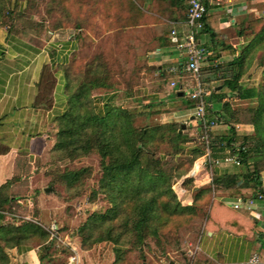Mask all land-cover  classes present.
Masks as SVG:
<instances>
[{"label":"trees","instance_id":"obj_1","mask_svg":"<svg viewBox=\"0 0 264 264\" xmlns=\"http://www.w3.org/2000/svg\"><path fill=\"white\" fill-rule=\"evenodd\" d=\"M142 1L76 0L75 7L68 0H0V27L31 39L64 28L87 30L96 37L110 29L173 17L171 7L186 8L185 0H156L153 12L157 15H147ZM202 1L207 11L200 33L211 37L213 48L200 76L206 82L216 81L205 97L206 117L228 127L227 133H211L212 154L223 156L232 152L241 159L239 171L215 173L210 184L232 196L239 197L243 191H248L256 200H259L258 194L264 200L261 178L264 171V17L251 18L245 26H240L237 36L246 35L247 31L250 36L237 49L226 40L214 38L221 20L218 14L210 13V0ZM38 5L43 8L39 18L34 14ZM222 54L230 58L216 63ZM254 62L263 68L257 84H241L243 74ZM176 65V70L168 69L164 76L178 86L185 71H182L183 64ZM62 68L67 79V108L53 120V143L47 153L49 184L62 185L69 198L80 195L91 175V167L69 168L60 163L96 152L100 156L101 175L92 196L102 194L109 204L103 210L89 213L77 227L75 235L80 239L81 249L88 250L102 242L111 243L112 263L124 264L133 251L143 256L148 240L160 248L164 242L178 241L179 228L189 224L198 214L199 205L210 202L211 185L197 188L191 204H183L172 188L203 155L204 146L191 141L186 127H182L183 122H150L152 114L161 112L154 108V101L145 105L146 110L134 111L116 103L117 94L113 93L106 99L104 111L99 112L95 93L99 90L111 92L120 83L101 49L85 60L74 54ZM179 91L176 89L172 94L173 100L181 103L178 107L193 108L197 100L185 96L184 91L179 95ZM231 99L246 101L249 105L233 107ZM142 100L144 98L137 99ZM139 119L142 124H138ZM238 123L251 125L252 132L239 134L235 127ZM163 145L169 147L161 152ZM13 181L14 178L8 179L0 186V264H8L5 249L21 245L43 248L39 264H65L64 259L51 256L54 239L42 223L3 221V212L14 200L9 192ZM213 218L218 225L227 223L235 233L246 230L251 224L247 217L215 199L210 205L208 226L214 223Z\"/></svg>","mask_w":264,"mask_h":264},{"label":"crops","instance_id":"obj_2","mask_svg":"<svg viewBox=\"0 0 264 264\" xmlns=\"http://www.w3.org/2000/svg\"><path fill=\"white\" fill-rule=\"evenodd\" d=\"M142 2L143 11L147 15H157L153 12L156 0ZM187 3L188 0H185V9L171 7L174 10L173 17H161L160 22L117 28L106 33L147 28L150 32L156 33L155 39L158 43L155 44L154 49H149V45L144 42L147 48L138 61L137 54L133 52V62L127 70V75L120 71L121 69L118 70L119 68L116 69L117 71L112 68L116 72L115 79L120 83L116 90L108 93L99 90L95 93L96 109L99 112L104 111L106 99L113 93L117 94V99L122 97L137 101L144 98L143 103L154 101L162 102L166 107L177 106L174 105L177 101L173 100L172 90L173 92L176 89L182 92L185 90L180 83L178 86L177 83L172 85L173 82L165 78L164 72L168 69L176 70V63L182 65L184 62L170 39V31L172 28L184 29L182 22L186 15ZM210 4V13L218 14L221 20L214 38L226 40L237 49L250 36L249 31L245 32L246 35L237 36L240 26H245L251 18L264 17V0H210ZM85 33L89 34L86 30L64 28L47 31L42 37L31 39L28 36L9 33L5 28L0 27V186L8 179L14 178L10 186L13 192L22 180L30 178L37 171L38 163L47 156L53 143V120L67 108L65 92L67 79L62 67L69 63L74 54L83 50ZM199 39L212 51V40L207 33H200ZM229 58V55L222 54L215 62L222 63ZM206 64L207 60L203 66ZM132 69L133 73H131ZM262 70L263 68L254 62L243 74L241 84L248 86L257 84L258 79L254 78L260 77ZM176 109L181 108L177 106ZM190 120L194 121L192 113ZM227 130L225 124H220L219 127L217 125L213 128L212 133L224 134ZM212 171V176L215 173H235L239 171V166L222 164L214 167ZM261 178L264 186V171L261 172ZM177 184L179 190L175 192L178 198L183 204H191L197 188L211 185L209 171L205 168L198 171L193 163L191 170L181 176L175 183ZM249 196L248 191H243L242 196L236 197L212 186L210 202L198 206L199 210H202V207L206 208L204 218L198 212L190 223L180 230L178 247L183 246V242L187 240L184 236L186 238L188 233L192 235L189 242L192 248L187 255L181 247L180 250L167 247L165 251L158 253L145 251L142 263L139 259H135V263L132 261L124 264H187V256L188 264H264L263 197L255 200L250 209L244 204L239 209L231 206L237 199ZM214 199L222 201L227 207L247 217L251 221L249 228L235 233L227 223L218 225L214 218L212 226H208L210 205ZM20 202L14 199L13 205L8 209L10 207L14 209ZM8 209L3 212V221L13 222V218L8 216ZM199 224H201L200 229L195 227ZM55 228L58 230V227ZM57 234L67 243L66 247L72 251V255H76V261H72L69 257L64 261L65 264H113L114 253L109 245L101 243L91 249L83 250L80 244L72 243L68 234L61 235L60 232ZM58 247V241L54 239L50 250L53 258H57L54 254ZM42 249L39 245L7 248L5 252L9 258L8 264H39ZM255 253L259 256V262L251 263L250 259Z\"/></svg>","mask_w":264,"mask_h":264},{"label":"rangeland","instance_id":"obj_3","mask_svg":"<svg viewBox=\"0 0 264 264\" xmlns=\"http://www.w3.org/2000/svg\"><path fill=\"white\" fill-rule=\"evenodd\" d=\"M68 2H73L75 4L74 6L75 7L77 6L76 0H70V1L68 0ZM34 14L35 17L38 18L43 14V8L41 5L37 6ZM110 30L104 31L101 35L96 37L89 31H88L89 34L85 33V35L83 36L84 38L83 50L78 52L77 55L85 60L88 59L94 52L101 49L105 54L106 58H108L107 61L109 63L110 68L115 69V71H117L116 69L119 68L118 70L121 69L120 71L126 74L128 73L127 71L128 68L133 62V52L137 54L136 58L138 61L140 60L141 57H143L142 53L145 51V48H147V46L144 45L145 43L149 45L148 46L149 49H154L158 43V41L155 39L156 33L150 32V30H147V28L128 29L123 32H121L120 30V32L115 31L110 34H106ZM147 40H149V42H147ZM133 71L134 70L132 69L131 73H133ZM200 75H202L201 70L198 76L190 72H184V78H182L178 83H180L182 85L181 87H183L182 89L185 90V96L188 97V91H191V89L196 85L198 81L206 89L209 90L211 89L213 84L211 82H206L204 80V77ZM259 78L260 77H255L254 79L259 80ZM252 81L255 80L252 79ZM217 83H221V81H218ZM230 101L233 107H246L247 105H249V103L246 101H240L235 99H231ZM115 102L118 104H122L123 106L128 107L134 111H141L143 109L146 110L145 105L148 103V102L143 103V101L139 102L132 99H122V97L120 99H115ZM180 104L181 103L177 101L174 105L178 106ZM176 107L172 105L166 107L165 104H162V102H156V106L154 108L164 111L157 114H152L151 117H149V121L153 123L154 122L164 123V122H172V121L183 122L182 126L186 127L185 131L191 137V141L194 142V144L200 143L203 145V143L200 141V129H201L200 122H198V119L194 118L193 114L192 117L194 121L190 120V114L193 113V108L191 109L181 108L177 110ZM142 123H143L142 119H139L138 124H142ZM220 124L221 123H216V126L218 125L219 127ZM235 127L239 134L245 132H252V126L249 124L238 123L235 125ZM168 147L169 146L167 145H163L161 147V152L166 150ZM48 160L49 158L47 155L44 158V160H40V162L38 163L37 171H35V173L32 174L30 178H26L22 180L21 181L22 183H20L18 187L15 188L16 190H14L13 192L11 191V189H9L11 195L15 197L14 199L20 200L21 202L14 209H11V207L8 209L9 210L8 216H10V218H13L12 219L13 221L14 219H16L17 221L24 219L33 220V221L36 220L44 224L48 228H51V226H53L54 223H56V227H58V230L61 235L62 233L68 234L70 236V240L72 241V243L79 245L80 239L77 235H75V231L77 227L85 220V218L89 213H91L94 210H103L109 205L107 200L103 197L102 194H96L92 196V191L97 188L98 179L101 175L100 164H99L100 156L96 152H92L87 156L80 157L73 161H64L60 163L62 166H67L69 168H80L83 166H90L92 169L90 177L87 178L85 181V186L81 194L72 198H69L68 193L65 191L62 185L49 184L50 176L47 175L46 173L47 170L50 169V164ZM209 169L210 168H208L207 170L210 171ZM183 175L184 174H182L181 176ZM172 188L174 189V191L177 192L179 190L178 184L175 185V183L172 185ZM13 201L11 205H13ZM198 212H200L202 218H204V215L206 213V208L203 209L202 207V210H198ZM262 215L264 216V210L262 212ZM186 226L179 228L178 230L179 239H180V230L182 228H185ZM195 227L197 228L199 227L198 229H200L201 224L196 225ZM54 229L57 228H55L54 226ZM57 233L58 232H56V234ZM188 234L189 235L186 236V238L184 236V239L187 240L183 242V246H180L186 255L189 253V250H191L192 248V245L191 244L189 245V242L192 239V235L190 233ZM148 241H149L148 246H145L143 249V256H140L141 254L139 253V251H133L128 254V262L133 261V263H135V259H139V261H141L142 263L143 262L142 260L144 259L145 251L149 253L151 252L158 253L160 251L161 252L165 251L167 247H172L176 250H180V247H178L180 243L179 240L166 242V243L164 242L163 248L158 247L150 240ZM102 244L109 245L110 248L112 247L111 243L102 242ZM58 245L59 247L56 248L54 254L55 257L67 261L70 255H72V251L68 247H66L65 244H62L61 242H59ZM65 250L68 252L67 253L64 252ZM186 260L188 264V260H189L188 256Z\"/></svg>","mask_w":264,"mask_h":264},{"label":"built area","instance_id":"obj_4","mask_svg":"<svg viewBox=\"0 0 264 264\" xmlns=\"http://www.w3.org/2000/svg\"><path fill=\"white\" fill-rule=\"evenodd\" d=\"M206 11V6L202 0H188L186 15L182 22L184 29L178 30L177 28H172L170 31V39L184 59L182 71L190 72L196 76L200 74V70L203 67L204 62L206 61L208 55L211 53V51L203 45L198 36L204 27L203 20ZM173 84L174 83H172V85ZM209 93L210 90L206 89L198 81L196 85L191 89V91L188 92V97L197 100L196 105L193 107L192 114L194 118L198 119L201 123L200 141L204 146V153L196 159V161L194 162V167L198 171H201L203 168H205V170L210 168L209 174L211 183L213 177L212 169L214 167H218L222 164H232L235 166H240L241 159L237 153L232 152H228L222 157L213 156L212 154L210 138L212 130L216 126L217 122L206 117L207 102L205 101V97ZM262 197L263 196L261 194H258L257 196L258 199H261ZM255 200L256 199L251 196L239 198L237 199V201L233 202L231 206L235 209H239L240 206L244 204L247 209H250L254 205ZM46 229L50 232V238L57 240L58 244L59 242H61L62 244L67 245V243L63 239H61L58 234H56V232L54 231V226H51V228L46 227ZM70 258L72 261H76V255H71ZM250 262L258 263V254H253Z\"/></svg>","mask_w":264,"mask_h":264},{"label":"water","instance_id":"obj_5","mask_svg":"<svg viewBox=\"0 0 264 264\" xmlns=\"http://www.w3.org/2000/svg\"><path fill=\"white\" fill-rule=\"evenodd\" d=\"M179 95H183V92L182 91H179ZM47 190V189H46Z\"/></svg>","mask_w":264,"mask_h":264}]
</instances>
